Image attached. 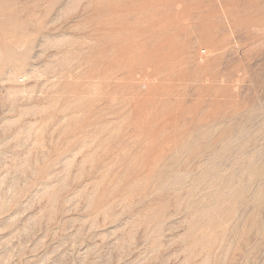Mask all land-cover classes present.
Listing matches in <instances>:
<instances>
[{
	"label": "rangeland",
	"instance_id": "1",
	"mask_svg": "<svg viewBox=\"0 0 264 264\" xmlns=\"http://www.w3.org/2000/svg\"><path fill=\"white\" fill-rule=\"evenodd\" d=\"M0 264H264V0H0Z\"/></svg>",
	"mask_w": 264,
	"mask_h": 264
},
{
	"label": "bare ground",
	"instance_id": "2",
	"mask_svg": "<svg viewBox=\"0 0 264 264\" xmlns=\"http://www.w3.org/2000/svg\"><path fill=\"white\" fill-rule=\"evenodd\" d=\"M20 43V42H19Z\"/></svg>",
	"mask_w": 264,
	"mask_h": 264
}]
</instances>
